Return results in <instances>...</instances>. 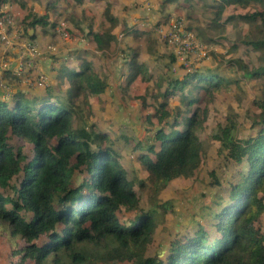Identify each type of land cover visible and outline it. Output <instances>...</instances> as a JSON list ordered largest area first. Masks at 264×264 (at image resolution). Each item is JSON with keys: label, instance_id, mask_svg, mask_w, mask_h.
<instances>
[{"label": "trees", "instance_id": "trees-1", "mask_svg": "<svg viewBox=\"0 0 264 264\" xmlns=\"http://www.w3.org/2000/svg\"><path fill=\"white\" fill-rule=\"evenodd\" d=\"M62 1L47 0V4L57 8ZM231 5L253 8L225 20L247 22L244 43L254 51L264 50V0H214V18ZM25 19L33 29L44 23L43 17L31 13ZM112 21L111 28L116 24ZM93 37L102 48V33L95 32ZM235 62L247 78L264 80V63L248 68L241 60ZM132 63L133 59L128 65ZM64 75L72 86L69 92L82 91L85 98L106 87L89 63ZM136 76L131 72L128 81ZM227 81L219 73L196 70L168 82L161 94L164 101L153 116L167 122L169 130L157 129L155 143L136 153L153 193L198 167L202 153L199 131L207 107H200L196 96L203 91L209 101V95ZM176 89L181 91L183 109L177 105L169 111L165 98ZM27 101L18 96L11 104L0 101V222H7L11 234L25 242L17 251L20 263L29 259L33 264H264V231L260 227L264 212V96L256 101L259 111L245 138L235 137L233 118L227 117L214 130L213 137L227 157L246 166L239 179L226 187L229 203L220 202L219 211L209 218L214 236L209 226L203 225L177 234L164 259L146 255L153 239L154 215L140 208L139 196L112 139L103 131L74 127L72 108L60 98ZM11 136L33 144L30 159L10 145ZM139 147L141 142L136 140L135 148ZM76 171L83 172L79 180L74 177ZM131 212L132 216H124Z\"/></svg>", "mask_w": 264, "mask_h": 264}, {"label": "rangeland", "instance_id": "rangeland-1", "mask_svg": "<svg viewBox=\"0 0 264 264\" xmlns=\"http://www.w3.org/2000/svg\"><path fill=\"white\" fill-rule=\"evenodd\" d=\"M2 1L1 5L8 4L15 21L23 23L26 28H30L29 19H25L28 13L43 17L44 23L36 26L41 37L48 40L44 55L52 62L58 59L53 51L68 45L67 56L72 53L73 60L65 66L75 69L90 62L106 87L102 93L85 98L82 91L69 92L72 86L62 78H55L52 83L40 82L39 76L45 78L42 71L32 65L35 62L30 65L27 59H23L25 72L22 77H16L18 82L12 81L11 74L0 76L3 83L0 101L11 104L16 96L28 100L27 103L33 99L60 98L72 108L74 127L103 131L112 139V147L119 154L120 163L139 196L140 208L154 215L153 239L146 255L164 259L175 235L195 231L200 225L209 226L214 236L215 228L209 224V218L222 204L229 203L226 187L237 181L246 168L245 163L237 165L227 157L219 141L213 137L214 130L218 123H225L227 117L233 118L235 137L245 138L251 131V119L259 111L256 101L264 96V80L247 78L235 62L241 60L248 68L257 66L264 63V50L254 51L244 43L249 31L247 22L225 19L253 8L227 6L217 19L214 18L216 9L209 6L214 0H83L79 5L65 0L57 8L49 7L47 0ZM111 18L116 21L113 28ZM171 19L180 20L196 35L197 48L180 41L166 43L153 30ZM60 22L69 36L55 29ZM195 24L198 32L192 29ZM130 29L142 32L137 34ZM95 32L102 33V48L97 47L93 37ZM42 46H38L40 51ZM85 51L90 55L87 56ZM15 53L17 59L19 53L17 50ZM0 55L4 56L3 51ZM40 56L42 60V52ZM131 59L133 65H128ZM11 62V58L3 57L0 69L4 65L8 69L6 63L12 66ZM187 68L205 74L216 72L230 82L209 95V101L203 91L197 94L200 107H207L206 120L199 131L202 144L200 163L191 175L171 180L155 194L136 153L155 143L157 129L169 130L167 122H160L153 115L164 99L161 94L168 82L183 77ZM4 72L10 73V70ZM131 72H136L137 78L129 82ZM180 92L176 89L165 98L169 111L177 105L183 109ZM170 120L171 117L167 119ZM136 140L141 142V147L135 148ZM9 143L14 149L20 148L28 159L32 157L31 142L11 136ZM82 176V171L75 172L76 180ZM132 215L131 212L124 216ZM260 227L264 231V212ZM24 245L18 235L11 234L7 222H0V264H19L17 251ZM20 264L33 262L28 259Z\"/></svg>", "mask_w": 264, "mask_h": 264}, {"label": "built area", "instance_id": "built-area-1", "mask_svg": "<svg viewBox=\"0 0 264 264\" xmlns=\"http://www.w3.org/2000/svg\"><path fill=\"white\" fill-rule=\"evenodd\" d=\"M7 5L8 4H0V45L2 50L12 49L15 46L19 55L12 66H8L6 63L8 69L5 68V65L0 69V76L8 73L4 72L5 70H10V73L15 77H22L25 72L23 59H27L28 63L31 65L34 59L40 57L41 52L36 43H33L24 34L25 30L23 24L15 21V18L9 12ZM55 29H58V32L61 34L68 35V32L65 30V27L61 22L56 25ZM9 30H13L15 33V40L8 32ZM154 31H156L163 41L169 44L180 41L184 42L185 45H191L194 48H197V45H199L195 35L190 30H187L178 19H171L167 24H162L154 28ZM18 33L22 36H18ZM122 35L123 34H119V37ZM186 70L187 73L192 72L190 68H187ZM37 74H39V71ZM38 78L40 79V82H44L43 77L39 76ZM2 86L3 83L0 78V87Z\"/></svg>", "mask_w": 264, "mask_h": 264}, {"label": "crops", "instance_id": "crops-1", "mask_svg": "<svg viewBox=\"0 0 264 264\" xmlns=\"http://www.w3.org/2000/svg\"><path fill=\"white\" fill-rule=\"evenodd\" d=\"M209 6H211V5H209ZM36 25H38V24H36ZM197 26L198 25H196V24L195 25H192V29L197 30V32H198ZM37 27L38 26H35L34 29L33 28H28L27 29V32H26V36L33 35L32 38H29L28 37L33 43H36L38 46H40V45L42 46L43 45L42 46L43 49H41V51H40V52H42V60L40 59V57L38 59H34L32 62H35V64H32V65H34V67L36 69H38L39 71L40 70L42 71V73H43V75L45 77L44 78V81L45 82L51 81V83H52V80L55 79V78H62V79H64V80H66V81L69 82V80L67 79V77L64 75L65 72L68 71V70H80L82 68V65L84 63L82 65H80L79 67H75V69L74 68H71V66H65V65H68L69 62L71 63L72 60H73V57H71V54L72 53H69L70 56H67V53L69 51L68 45L67 46L63 45L62 47H59L58 49H55V51H53L54 55L56 57H58V59L56 60V62L55 61L52 62V60L50 58H48V56H45L44 55V52H46L48 50V48H47V50L45 49V47H47V43L46 42L48 40H46V37L45 36L44 37H41V35H40L41 33H40V31H38ZM189 28H191V27H189ZM130 30H132V29H130ZM134 30H132V31L133 32H136V33L137 32H142V31H139V30H136V29H134ZM132 31H131V33H133ZM8 32L10 33V35L15 40V33L13 32V30H9ZM137 34H139V33H137ZM18 36H22V35L18 33ZM69 46H72V45H69ZM69 48H72V47H69ZM1 49L2 48H1V45H0V50ZM15 50H16L15 49V46L12 49L1 50V51H3V54H4V56L2 55L3 57H7V58L9 57V58L12 59V62H11L12 65L15 63L14 61L16 59V58H14V57H16ZM1 51H0V53H1ZM85 53H87V56L90 55V52H86L85 51ZM2 56L0 55V60L3 58ZM87 59H89V57H87ZM89 64H90V62H89ZM7 74H11V73H6L4 75H7ZM12 76H13V77H11L12 78V81H14V82L17 81L16 77L14 75H12ZM18 78H20V77H18ZM136 78H137V76H136ZM143 78L145 80L147 79L146 76L143 77ZM179 79H181V77ZM136 81H138V80H136ZM147 83H149V82H147Z\"/></svg>", "mask_w": 264, "mask_h": 264}, {"label": "clouds", "instance_id": "clouds-1", "mask_svg": "<svg viewBox=\"0 0 264 264\" xmlns=\"http://www.w3.org/2000/svg\"><path fill=\"white\" fill-rule=\"evenodd\" d=\"M21 24H23V23H21ZM23 26H24V24H23ZM24 29H26V32H27V29H28V28H26V27L24 26ZM26 32L24 31V34H25V35H26ZM27 37H28V36H27ZM36 45H37V44H36ZM37 46H38V45H37ZM40 55H41V54H40ZM38 58H39V57H38ZM38 58H37V59H38ZM40 58H41V56H40Z\"/></svg>", "mask_w": 264, "mask_h": 264}, {"label": "bare ground", "instance_id": "bare-ground-1", "mask_svg": "<svg viewBox=\"0 0 264 264\" xmlns=\"http://www.w3.org/2000/svg\"><path fill=\"white\" fill-rule=\"evenodd\" d=\"M261 41V40H260Z\"/></svg>", "mask_w": 264, "mask_h": 264}]
</instances>
